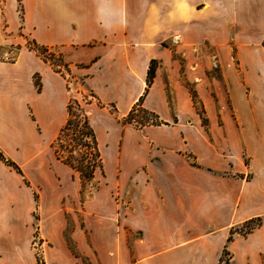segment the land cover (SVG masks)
<instances>
[{"label": "crops", "instance_id": "obj_1", "mask_svg": "<svg viewBox=\"0 0 264 264\" xmlns=\"http://www.w3.org/2000/svg\"><path fill=\"white\" fill-rule=\"evenodd\" d=\"M18 30L49 50L62 49L66 62L75 65V73L83 77L100 104L114 103L120 112L128 113L142 96V106L166 123L126 130L120 136L123 155L132 153L130 160L124 156L121 162L131 161L136 188L127 215L122 217L140 236L119 243V249L134 258L124 256L115 264H216L229 229L256 216L261 217V225L246 237L233 238L228 245L236 264L243 260L261 264L264 105H258L259 110L254 111L257 114L243 116L240 131L242 138H253L250 147L257 154L258 174L234 188L236 180L211 175V171L225 169L218 166L214 154L201 156L206 162L204 178L199 168L185 164L187 134L162 127L171 122L179 124L180 114L172 116L159 78L154 75L146 86V75L152 59L158 62L156 73L169 64L171 52L162 42L175 33L184 42L216 47L219 58H227L234 47L243 65L255 68L249 60L264 59V0H0V150L16 164L29 155L43 154L51 145L67 119L68 102L65 79L33 50L20 49L11 61L2 57L7 53L6 45L23 46L24 38ZM256 69L260 74L258 65ZM34 75L39 89L33 82ZM119 102L126 104L121 107ZM179 102L174 101L176 109ZM26 106L31 108L32 118L26 115ZM93 130L99 149L101 136ZM195 137L198 139V134ZM117 138L113 132L105 141L113 148ZM187 138L191 139L189 134ZM191 149L200 155L199 144L194 142ZM55 160L61 167H68ZM194 169L197 176L185 177V171L193 173ZM18 174L0 160L1 225L3 218L7 221L15 196L18 211L24 205ZM189 222L194 239L208 236L211 257L204 262L199 257L187 260L180 248L174 247ZM26 264L41 263L33 260Z\"/></svg>", "mask_w": 264, "mask_h": 264}, {"label": "rangeland", "instance_id": "obj_2", "mask_svg": "<svg viewBox=\"0 0 264 264\" xmlns=\"http://www.w3.org/2000/svg\"><path fill=\"white\" fill-rule=\"evenodd\" d=\"M18 15L22 17L19 6ZM17 34L23 36L24 43L23 46L6 45L7 53L2 57L8 61L13 60L20 49L35 48L34 41L27 34L20 30ZM162 45L170 49L169 64L163 65L156 73L158 62L155 61V76L165 91L172 116L178 112L181 118L179 124L171 122L162 127L166 130L180 129L187 134L183 152L185 164L199 168L204 178L206 162L201 156L210 153L217 157L219 167H225L224 171H211L214 178L236 180L234 188L252 180L258 174L257 154L251 152L255 150L250 147L253 138L246 140L241 137V120L248 113L257 114L254 111L259 110L258 105H264V59L249 60L255 68L243 65L234 47L227 58H219L216 47L184 42L177 33ZM40 51L51 59L44 60L48 65L49 62L61 63V59L66 62L62 49ZM67 64L70 65L68 74L59 65L50 66L65 79L67 100H77L83 109L90 112L91 125L101 136L99 152L102 167L96 168L93 178L82 185L77 172L59 165L50 146L45 147L43 154L29 155L25 161L17 163L22 173V176L18 174L19 186L23 190L19 196L24 205L18 211L15 196L9 204L7 221L3 218L4 225L0 224V264H26L33 260L49 264L70 261L73 264H115L124 256L134 258L133 254L129 256L128 251L119 249V243H129L140 236L139 231L128 228L129 220L122 217L127 215L125 212L136 196V188L132 181L134 171L131 161L126 164L121 162L124 156L130 160L132 153L129 151L123 155L120 136L126 130H143L157 123L159 118L142 106L144 111L138 108L131 123H122L127 112H120L114 103L100 104L83 77L75 73V65ZM257 65L260 74L255 73ZM33 82H38L35 75ZM192 93L196 95L194 99ZM176 100H181L178 109L174 106ZM86 101H90L91 105ZM119 103L121 107L126 104ZM26 115L32 118L29 106H26ZM113 132L118 138L112 148L105 139ZM188 134L191 139L187 138ZM197 134L198 139L194 138ZM194 142L199 144V156L191 149ZM197 172V169L193 173L185 171V177H195ZM243 222L231 227L234 231L232 239L248 234L243 233L247 229ZM192 229V224L187 223L184 236L178 237L174 247L180 248L187 260L199 257L203 261L211 257V251L207 249L208 236L194 239ZM225 245L232 264H236L228 243L223 247ZM222 249L216 264H219ZM241 263L247 264L245 260ZM261 264H264V255Z\"/></svg>", "mask_w": 264, "mask_h": 264}, {"label": "trees", "instance_id": "obj_3", "mask_svg": "<svg viewBox=\"0 0 264 264\" xmlns=\"http://www.w3.org/2000/svg\"><path fill=\"white\" fill-rule=\"evenodd\" d=\"M35 48L33 50L38 56H40L43 60H51L41 54L40 49L43 51H49L46 46L38 45L33 42ZM50 53V52H49ZM53 56L54 54H49ZM52 67L55 65L61 66L65 73H69V65L67 62L61 59V63H53L49 62ZM155 60H150L147 75H146V86H150L154 75H155ZM37 89H39L38 82H35ZM195 94L192 93V99L195 98ZM86 104H91L90 101H86ZM144 111L142 108V96L139 97L138 101L133 104L131 109L128 111L127 115L123 118L122 123H131L134 117V113L137 109ZM67 111V119L63 126L60 128L56 138L51 143V148L53 149V153L55 158L61 163L65 164L73 171L77 172L81 184H85L89 182L93 178V173L96 168L102 167V161L100 152L98 149V144L96 140V135L94 130L89 122V116L87 109H83L79 102L75 99H71L66 104ZM153 113V112H151ZM154 114V113H153ZM140 125H143L141 121L138 122ZM148 123V121H146ZM165 123L158 121L157 123L152 124H160ZM166 124V123H165ZM0 160L4 162L7 166L14 169L17 173L21 174V170L18 165L12 160L6 158L2 151L0 150ZM253 223V225H250ZM243 225H247L246 231L243 233L247 234L256 229L261 225V218L259 216L252 217L243 222ZM232 228L229 230V235L226 238V242H230L232 240L233 234ZM38 262H40L38 260ZM41 264L42 261L40 262ZM219 264H232L231 255L225 245L222 249L221 256L219 258Z\"/></svg>", "mask_w": 264, "mask_h": 264}]
</instances>
